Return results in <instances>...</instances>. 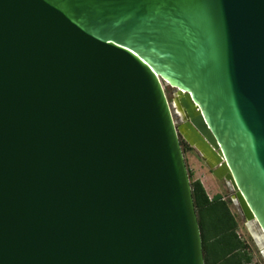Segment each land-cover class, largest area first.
Wrapping results in <instances>:
<instances>
[{"label": "water", "instance_id": "1", "mask_svg": "<svg viewBox=\"0 0 264 264\" xmlns=\"http://www.w3.org/2000/svg\"><path fill=\"white\" fill-rule=\"evenodd\" d=\"M181 136L263 250L264 0H0V264H206Z\"/></svg>", "mask_w": 264, "mask_h": 264}, {"label": "trees", "instance_id": "2", "mask_svg": "<svg viewBox=\"0 0 264 264\" xmlns=\"http://www.w3.org/2000/svg\"><path fill=\"white\" fill-rule=\"evenodd\" d=\"M183 148L193 149L185 142ZM202 232L206 264H251L255 254L242 238L239 222L223 193L210 196L202 180L190 171Z\"/></svg>", "mask_w": 264, "mask_h": 264}, {"label": "rangeland", "instance_id": "3", "mask_svg": "<svg viewBox=\"0 0 264 264\" xmlns=\"http://www.w3.org/2000/svg\"><path fill=\"white\" fill-rule=\"evenodd\" d=\"M165 88L169 100L173 102L175 100V89L167 84H165ZM181 139L182 144L185 147L186 143L183 142L184 138L182 136ZM184 152L189 171H192L194 173V177L199 178L198 176H200L201 173L204 176L207 190L210 192L211 195H213V193L217 191H220L224 194L225 198L229 200L230 207L239 222L238 231L240 235L243 237V239H245L251 244L255 252L254 259L256 260V263L264 264V248L263 250H260L255 239L253 238L254 233L261 234L260 227L255 220H248L247 217L244 215L241 206L239 205V202L233 200V195L235 194V191L231 183L227 182L226 180L221 182L220 179H218L213 174V172L211 171L212 169H210L206 165V163L201 159L195 147H193V149L186 148V150L184 149Z\"/></svg>", "mask_w": 264, "mask_h": 264}, {"label": "flooded vegetation", "instance_id": "4", "mask_svg": "<svg viewBox=\"0 0 264 264\" xmlns=\"http://www.w3.org/2000/svg\"><path fill=\"white\" fill-rule=\"evenodd\" d=\"M178 90L175 89V100L173 101V110L175 111L176 114V119L178 121V123H183L186 121V113L184 108H182L181 104L179 102H177V97H178ZM183 142H187L185 139L183 140ZM188 143V142H187ZM189 144V143H188ZM196 149V148H195ZM213 172V170H211ZM214 174V173H213ZM218 178V177H217ZM219 179V178H218ZM220 181H225V179H220Z\"/></svg>", "mask_w": 264, "mask_h": 264}, {"label": "crops", "instance_id": "5", "mask_svg": "<svg viewBox=\"0 0 264 264\" xmlns=\"http://www.w3.org/2000/svg\"><path fill=\"white\" fill-rule=\"evenodd\" d=\"M191 169H192V168H191ZM198 177H199V179L202 180L203 184L205 185V187H206V189H207V186H206V183H205V180H204V176L200 173V176H198ZM207 191H208V190H207ZM208 193H209L210 196H213L214 194H216V193H221V192H220V191H217V192L213 193V195H211L209 191H208Z\"/></svg>", "mask_w": 264, "mask_h": 264}, {"label": "built area", "instance_id": "6", "mask_svg": "<svg viewBox=\"0 0 264 264\" xmlns=\"http://www.w3.org/2000/svg\"><path fill=\"white\" fill-rule=\"evenodd\" d=\"M242 238H243V237H242ZM254 254H255V252H254ZM254 257H255V256H254ZM251 264H257V263H256V260H255L254 258H253Z\"/></svg>", "mask_w": 264, "mask_h": 264}]
</instances>
